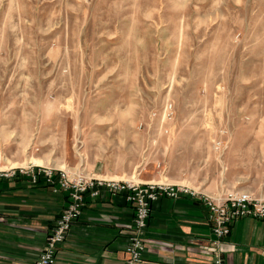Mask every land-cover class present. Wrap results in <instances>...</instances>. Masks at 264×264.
<instances>
[{"label": "rangeland", "instance_id": "rangeland-1", "mask_svg": "<svg viewBox=\"0 0 264 264\" xmlns=\"http://www.w3.org/2000/svg\"><path fill=\"white\" fill-rule=\"evenodd\" d=\"M35 140L58 168L264 198V0H0V154Z\"/></svg>", "mask_w": 264, "mask_h": 264}, {"label": "crops", "instance_id": "crops-1", "mask_svg": "<svg viewBox=\"0 0 264 264\" xmlns=\"http://www.w3.org/2000/svg\"><path fill=\"white\" fill-rule=\"evenodd\" d=\"M35 143L38 151L26 153L25 146L15 154L2 151L0 169L30 161L52 165V140ZM137 175L144 181L158 177L144 171ZM66 202L65 191L31 184L25 176L0 178V264H32ZM132 216V205L119 195L86 197L85 208L53 264H123ZM213 236L201 200L189 195L163 197L153 206L139 264H211ZM221 248L226 264H264V217L234 221Z\"/></svg>", "mask_w": 264, "mask_h": 264}, {"label": "built area", "instance_id": "built-area-1", "mask_svg": "<svg viewBox=\"0 0 264 264\" xmlns=\"http://www.w3.org/2000/svg\"><path fill=\"white\" fill-rule=\"evenodd\" d=\"M25 176L34 185L50 186L54 191H65L67 202L60 210L53 228L46 235V243L35 264H50L53 255L66 239L72 222L86 205V197L98 198L105 193L123 196L133 207V229L125 248L126 264H135L143 255V235L153 206L161 198L189 195L206 206V217L213 233L211 264H225L221 245L231 225L240 218H263L264 198H256L245 191L230 190L212 197L189 185L166 181L137 183L128 179L96 176L80 170L52 165L23 164L0 169V178Z\"/></svg>", "mask_w": 264, "mask_h": 264}]
</instances>
